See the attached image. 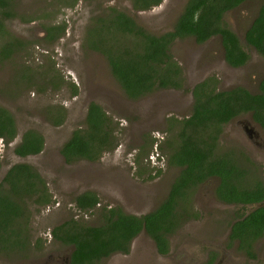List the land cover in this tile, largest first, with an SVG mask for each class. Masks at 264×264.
Returning a JSON list of instances; mask_svg holds the SVG:
<instances>
[{
	"label": "rangeland",
	"instance_id": "1",
	"mask_svg": "<svg viewBox=\"0 0 264 264\" xmlns=\"http://www.w3.org/2000/svg\"><path fill=\"white\" fill-rule=\"evenodd\" d=\"M186 1L163 0L148 11H135L131 0L13 1L15 15L6 22L5 33L0 35V48L11 39H18L24 45L9 60L0 62V106L13 115L17 128V136L10 144L5 145L0 140V182L13 165H30L40 173L51 202L42 206L33 200L25 201L28 209L26 249L17 256L0 254V264H68L72 247L52 238L56 227L69 220L100 226L105 210L116 207L126 214L140 216L153 211L166 199L179 174L178 168L166 165V156L173 147L172 138L179 131L170 119L179 121L191 114V92L155 90L138 100L128 99L111 75L105 56L89 49L87 39L88 31L99 19H106L112 9L130 16L153 35L166 33L172 30ZM261 4V0L244 2L223 18L249 55L242 67L232 68L225 63L219 36L201 45L192 38L172 44L171 53L183 70L188 89L214 77L220 91L241 86L252 94L259 92L264 59L245 45L244 34ZM59 24L65 26L64 34L49 42L45 28ZM23 70L29 74L30 81L18 78ZM73 86L77 89L75 95ZM91 102L100 105L110 119L117 146L114 151L102 154L96 162L81 160L67 165L60 149L74 131L85 128V115ZM59 116L61 122L57 125ZM250 123V128L259 131L249 115L225 125L216 152L221 154L235 149L236 155H242L244 151L257 167L264 169V155L258 153L260 158H255L252 150L242 143V136L247 138L242 127ZM30 129L43 136V151L19 158L13 149ZM161 138L166 142L159 151ZM261 138H264L262 134ZM141 171L144 174L139 176L137 172ZM252 172L253 177H264V171L252 169ZM217 183L213 179L193 189L185 205L187 211L199 213L206 222L214 213L230 216V211L235 209L221 207L213 194ZM84 192L98 196L99 204L94 209L81 211L76 207L75 197ZM198 228L199 224L184 219L170 239L176 241L182 235L190 237ZM193 241L188 252L172 253L164 257L163 262L202 264L204 255L198 250L201 240L195 237ZM263 241H258L255 262H247L235 251L234 257L231 254L224 264H264ZM178 248L179 245L174 244V253ZM144 250L148 251V261L152 260L153 244L146 234L133 241L128 255L114 254L99 264H148V261L142 263L143 260L134 258Z\"/></svg>",
	"mask_w": 264,
	"mask_h": 264
},
{
	"label": "trees",
	"instance_id": "2",
	"mask_svg": "<svg viewBox=\"0 0 264 264\" xmlns=\"http://www.w3.org/2000/svg\"><path fill=\"white\" fill-rule=\"evenodd\" d=\"M13 1L0 0V35L5 33L6 22L15 15ZM131 1L135 11H148L158 7L163 0ZM247 1L253 0H187L172 30L160 35L147 32L133 18L114 9L88 31L87 47L105 56L111 75L128 99L138 100L155 90H180L190 91L193 101L188 117L179 121L170 119L179 131L172 138V150L165 155L166 165L178 168L179 174L166 199L144 215L126 214L116 207L105 210L100 226L69 220L56 227L51 233L52 238L72 247L68 264H99L114 254H127L131 241L142 230L154 241L158 252L167 253L168 236L178 228L180 217L188 214L185 204L181 206V203L187 201L193 189L211 177L219 178L216 196L224 202L257 204L264 200L261 183L249 187L244 181L247 171L242 168L240 159H236L238 156L229 151L216 152L222 128L239 117L249 115L264 131V77L256 94L241 86L220 91L214 77L206 78L190 90L181 66L171 53V46L177 40L192 38L201 45L219 36L225 63L232 68L244 66L249 55L223 18ZM261 1L256 18L244 34V43L264 59V0ZM45 30L46 39L52 42L64 34L65 26L51 25ZM23 45L24 42L18 39L6 42L0 48V62L9 60ZM18 78L30 81L24 70ZM72 93H77L75 86ZM58 118L57 125L61 116ZM84 125L85 128L74 131L60 149L67 165L81 160L96 162L102 154L114 151L117 146L114 126L100 105L94 102L88 105ZM16 136L13 115L0 106V140L8 145ZM165 142V138L159 141V151ZM43 148V136L30 129L24 132L13 153L25 158L40 154ZM137 174L141 176L144 171ZM27 200L48 206L51 196L34 167L13 165L0 182V254L6 257L9 254L17 256L26 249ZM74 201L81 211L92 210L99 204V198L93 192L79 194ZM263 236L264 206L250 211L235 223L230 238L238 239L239 249L254 259L253 245Z\"/></svg>",
	"mask_w": 264,
	"mask_h": 264
},
{
	"label": "flooded vegetation",
	"instance_id": "3",
	"mask_svg": "<svg viewBox=\"0 0 264 264\" xmlns=\"http://www.w3.org/2000/svg\"><path fill=\"white\" fill-rule=\"evenodd\" d=\"M223 55H224V50H223ZM192 101H193V98H192ZM250 126H252L251 123L249 125L244 124L242 127L243 133H245L247 135V138H245V136H242V139H243L242 143L247 145V148L252 150L251 154L253 156L255 155L254 157L258 159V158H260L259 156L264 155V141H261V143H260V140H264V138H261V134H262V136H264V131L259 126H256L259 129V131H257L259 133H257L256 131H254V129L250 128ZM163 139L164 138H161V141ZM218 141H219V137L217 140V147H218ZM234 150L235 149H230L229 152L236 154L235 152H237V151L235 150V152H234ZM258 153H260L259 156H257ZM237 156L238 157L236 159H240L242 168L247 171V176L245 177L244 181L249 183V187H254L258 183H261L262 186L264 187V177H262V176L253 177L251 175L253 173L252 169H253V171H264V169L261 167H257V164L253 163V161L249 158V156L244 151H243L242 155H237ZM242 162H244V163H242ZM213 179H216L218 182L217 185L215 186L213 194L215 196V199L219 203V205L220 206L223 205L225 207H230V208L235 209L233 211H230V214H229L230 216H228L224 213H219V214L214 213V217L213 216L209 217L208 219L210 221L206 222V221H204L205 219L202 220L203 217H201V215L199 213H197L195 211H187V213H188L187 215L183 214V216L180 217V222H179L178 227L180 226V224L183 223L184 219H188L190 221L192 220L193 223L199 224V228L195 232L197 234V236H196V234H194V235L191 234L190 237L189 236L185 237V235H182V237H179L176 241H174L173 239H172L173 240L172 241L170 238H171V235H173V234H171L168 236V243H169L168 252L165 254H161L160 252H158V249H157L154 241L145 233L144 230H142L131 241L129 252L127 254H123V255H128L130 253L131 245L136 238H138L140 235L142 236L143 234H146L148 239L151 240L152 244H153L152 260L148 261V257L146 255V252H148V251L144 250V251H142L143 254L139 255L138 257H136V256L134 257V258H139V259L143 260V261H140L142 263L143 262L146 263L148 261V264H153L155 262L158 264H165L163 262L165 259L164 257H166V256L170 257V255L172 253L174 255H176L178 253H183L184 251L188 252L187 248L192 246L191 241L194 244L193 239L195 237L199 238L201 240L200 243L198 244V250H200L201 254L204 255V257L201 258L202 264H224V262L231 257V254L234 257L233 253H235V251H238L239 253H241V256L246 258L247 262H255L258 259L257 254H256L254 259L249 258L245 254V252H243L239 249V246H240L239 240L238 239H231L230 237H231V233H232V227L234 226V224L237 223L238 221L242 220L245 216H247L249 214V212L253 211L254 208L256 207V205L261 203V202H259L257 204H234V203H227V202L220 200L216 196V189L220 183V180L217 177H211V178L205 180L197 188H199L204 183H207L209 180H213ZM187 203H189V201H186L185 203H181V206H183L184 204L187 205ZM236 209H237V211H236ZM198 220H200V221H198ZM219 222L223 225L221 226L219 224ZM187 232H190V231H187ZM262 239H264V236L262 237ZM258 241H260V240H258ZM258 241H256L253 245L254 253H256L258 251L257 246L260 245V244H258L259 243ZM174 244L179 245V248L175 251V253H174V249H173ZM263 245H264V241H263ZM262 250L264 251V246H263Z\"/></svg>",
	"mask_w": 264,
	"mask_h": 264
},
{
	"label": "water",
	"instance_id": "4",
	"mask_svg": "<svg viewBox=\"0 0 264 264\" xmlns=\"http://www.w3.org/2000/svg\"><path fill=\"white\" fill-rule=\"evenodd\" d=\"M195 85H196V84H195ZM195 85H194V86H195ZM262 206H264V201L261 202V203H259V204H257L256 207H255L254 209L259 208V207H262Z\"/></svg>",
	"mask_w": 264,
	"mask_h": 264
}]
</instances>
